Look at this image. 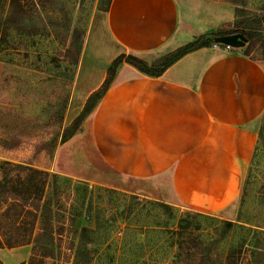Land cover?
I'll use <instances>...</instances> for the list:
<instances>
[{
  "label": "rangeland",
  "instance_id": "obj_1",
  "mask_svg": "<svg viewBox=\"0 0 264 264\" xmlns=\"http://www.w3.org/2000/svg\"><path fill=\"white\" fill-rule=\"evenodd\" d=\"M234 1L246 9L242 19L260 18L247 45L264 68V0ZM108 7L109 0H0V179L9 181L0 194V239L30 240L6 245L1 260L264 264V114L246 174L236 176L241 192L235 201L211 193L205 205L193 204L165 178L150 184L115 173L96 155L87 161L77 142L75 163L65 158L62 144L83 129L66 133L88 103L94 106L86 118L93 112L126 64L113 72L115 59L127 52L108 30ZM175 50L167 45L144 58L160 67ZM9 163L47 174L7 175ZM27 197L41 198L40 209L20 204Z\"/></svg>",
  "mask_w": 264,
  "mask_h": 264
},
{
  "label": "crops",
  "instance_id": "obj_2",
  "mask_svg": "<svg viewBox=\"0 0 264 264\" xmlns=\"http://www.w3.org/2000/svg\"><path fill=\"white\" fill-rule=\"evenodd\" d=\"M106 18L114 40L144 58L231 23L236 13L226 0H111ZM263 114L261 63L242 47H205L158 77L122 65L83 131L62 148L72 163L77 142L87 161L96 155L115 173L150 184L165 178L193 204L205 205L211 193L235 201Z\"/></svg>",
  "mask_w": 264,
  "mask_h": 264
},
{
  "label": "trees",
  "instance_id": "obj_3",
  "mask_svg": "<svg viewBox=\"0 0 264 264\" xmlns=\"http://www.w3.org/2000/svg\"><path fill=\"white\" fill-rule=\"evenodd\" d=\"M110 3H111V1L109 0V5H110ZM232 3L236 4L235 5V13H236V18H237L232 23L233 24V25H231L232 28L219 29L217 31H213V32H209V33L199 35L192 42H189V43L177 48L175 51H173L172 53H169L166 57H164L163 62L161 63L162 65L160 67L150 66L144 58L140 57L139 55H137L135 53H122L115 59V61L113 63V68H112L113 72L120 64L128 63V64L134 66L135 68H137L138 70H140L141 72L149 75V76L158 77V76H161L171 65H173L175 62H177L179 59H181L185 55H187L191 52L197 51L201 48L212 47L213 45L217 44V39L219 37L230 36V35H234V34H238V33H241L245 36L246 44L242 48L244 50L245 55L250 57V49H249L248 45L252 44L255 41V33L253 31L254 30L253 23L259 22L260 18L255 19V17H249L247 19H242V18H245L244 17V11H246V9L240 8L237 5L238 4L237 1L233 0ZM220 44H218V45H220ZM221 45L226 46L225 44H221ZM109 82H110V80H108V83ZM92 97L90 98V100L92 99ZM93 106L94 105H92V103H88L86 105L83 113L74 121L72 128L69 131L66 130V131H68L66 133V136H67V134H68V136H70V135L72 136L80 129L83 120L86 118L88 113H90V111L93 109ZM8 166L10 168L7 172V175L13 170H17L19 172H29L30 174H33V173L47 174V173H44L43 171H40L38 169H35V168L27 166V165H20V164L17 165L14 163H9ZM5 182H7V178L4 177V179H0V194H5V192H6V184L9 183V181L7 183H5ZM15 200H20V199H15ZM19 202H20V204H22L24 206H31L33 208V210H39L41 198H38L37 201L33 202V201H31L30 197H27L24 200H21ZM2 203L3 202L0 200V204H2ZM2 210H3V208L1 207L0 212ZM3 214H5V213H3ZM228 224H231V223H228ZM52 240H53V238H52ZM29 242H30V240L29 241L21 240V241H17V243H12L11 241L9 243H5L0 239V248H4L6 245H7V247L22 246L25 244H29ZM50 255H52V253L48 251V252H46V254L44 256L49 257ZM31 258H30L29 264L33 263V259H31ZM0 264H5V263L0 259Z\"/></svg>",
  "mask_w": 264,
  "mask_h": 264
},
{
  "label": "water",
  "instance_id": "obj_4",
  "mask_svg": "<svg viewBox=\"0 0 264 264\" xmlns=\"http://www.w3.org/2000/svg\"><path fill=\"white\" fill-rule=\"evenodd\" d=\"M217 42L230 47L240 48L245 46L246 38L243 34L238 33L230 36L219 37Z\"/></svg>",
  "mask_w": 264,
  "mask_h": 264
},
{
  "label": "built area",
  "instance_id": "obj_5",
  "mask_svg": "<svg viewBox=\"0 0 264 264\" xmlns=\"http://www.w3.org/2000/svg\"><path fill=\"white\" fill-rule=\"evenodd\" d=\"M227 46V48H230V46H228V45H226Z\"/></svg>",
  "mask_w": 264,
  "mask_h": 264
}]
</instances>
